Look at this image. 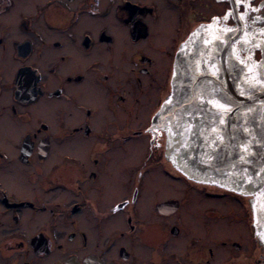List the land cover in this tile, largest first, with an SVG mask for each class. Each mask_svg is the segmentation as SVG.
I'll list each match as a JSON object with an SVG mask.
<instances>
[{
	"label": "flooded vegetation",
	"instance_id": "obj_1",
	"mask_svg": "<svg viewBox=\"0 0 264 264\" xmlns=\"http://www.w3.org/2000/svg\"><path fill=\"white\" fill-rule=\"evenodd\" d=\"M258 81L264 0H0V264H264Z\"/></svg>",
	"mask_w": 264,
	"mask_h": 264
},
{
	"label": "water",
	"instance_id": "obj_2",
	"mask_svg": "<svg viewBox=\"0 0 264 264\" xmlns=\"http://www.w3.org/2000/svg\"><path fill=\"white\" fill-rule=\"evenodd\" d=\"M186 89H194L192 86L189 87V88H186ZM229 91L228 94L226 92V96L227 98L229 99L230 101V104H237L238 106L242 107V108H247L249 107L250 105L254 104L255 101L258 99V98H262L261 95H242V94H236L232 91V86H230V88L226 89V91ZM187 92V95L188 96H192L191 98H194V91H188L186 90ZM178 94H181V92L178 90ZM67 264H71V263H67ZM84 264H94L93 262L91 261H87L85 262Z\"/></svg>",
	"mask_w": 264,
	"mask_h": 264
},
{
	"label": "snow or ice",
	"instance_id": "obj_3",
	"mask_svg": "<svg viewBox=\"0 0 264 264\" xmlns=\"http://www.w3.org/2000/svg\"><path fill=\"white\" fill-rule=\"evenodd\" d=\"M225 18H227V16H225ZM213 20L215 21L216 20V18H213ZM230 31V30H229ZM194 35H195V33H194ZM240 63H242V64H244L245 63V61H243V60H241L240 61ZM252 70L251 69H249V72H251ZM258 82H264V81H258ZM242 95H243V93H241ZM206 103H208V102H210V101H205ZM218 108H223V109H225L226 111H232V108L231 107H228L227 105H225V104H221V103H219V102H217V105H216Z\"/></svg>",
	"mask_w": 264,
	"mask_h": 264
},
{
	"label": "rangeland",
	"instance_id": "obj_4",
	"mask_svg": "<svg viewBox=\"0 0 264 264\" xmlns=\"http://www.w3.org/2000/svg\"><path fill=\"white\" fill-rule=\"evenodd\" d=\"M232 206L230 203H224L222 205H219L218 207H221V209L226 213L229 209V207Z\"/></svg>",
	"mask_w": 264,
	"mask_h": 264
}]
</instances>
